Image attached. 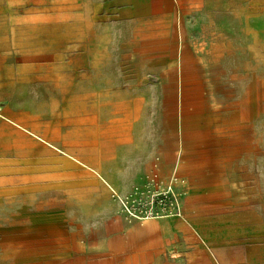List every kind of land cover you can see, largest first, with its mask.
I'll use <instances>...</instances> for the list:
<instances>
[{"label": "rangeland", "instance_id": "1", "mask_svg": "<svg viewBox=\"0 0 264 264\" xmlns=\"http://www.w3.org/2000/svg\"><path fill=\"white\" fill-rule=\"evenodd\" d=\"M209 189L264 255V0H0V264L147 262Z\"/></svg>", "mask_w": 264, "mask_h": 264}, {"label": "crops", "instance_id": "2", "mask_svg": "<svg viewBox=\"0 0 264 264\" xmlns=\"http://www.w3.org/2000/svg\"><path fill=\"white\" fill-rule=\"evenodd\" d=\"M199 194L188 196L178 209L181 213L173 218L130 227L136 254L154 256L138 264H234L239 260L250 264L254 256L264 264L257 247L239 249L237 245L250 241V213L243 215L235 200L213 198L210 189ZM160 253L163 256L158 257Z\"/></svg>", "mask_w": 264, "mask_h": 264}, {"label": "built area", "instance_id": "3", "mask_svg": "<svg viewBox=\"0 0 264 264\" xmlns=\"http://www.w3.org/2000/svg\"><path fill=\"white\" fill-rule=\"evenodd\" d=\"M142 215L144 214L145 216H139L138 215V213L136 212V214L134 215L135 216V218H138V217H154L153 215H155L156 214V210L155 209H146L145 211H143L142 213H141Z\"/></svg>", "mask_w": 264, "mask_h": 264}, {"label": "bare ground", "instance_id": "4", "mask_svg": "<svg viewBox=\"0 0 264 264\" xmlns=\"http://www.w3.org/2000/svg\"><path fill=\"white\" fill-rule=\"evenodd\" d=\"M181 212L180 211H177V213L175 214L176 216L179 215ZM159 216V215H158ZM153 218H156V217H138V218H135V219H139V220H144V219H153ZM133 219V220H135Z\"/></svg>", "mask_w": 264, "mask_h": 264}]
</instances>
